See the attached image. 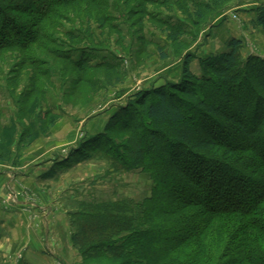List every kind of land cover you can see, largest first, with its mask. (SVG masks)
Returning <instances> with one entry per match:
<instances>
[{
    "label": "trees",
    "instance_id": "16d2710c",
    "mask_svg": "<svg viewBox=\"0 0 264 264\" xmlns=\"http://www.w3.org/2000/svg\"><path fill=\"white\" fill-rule=\"evenodd\" d=\"M109 1L0 0V55L19 51L18 73L25 67L33 72L22 95L11 88L15 78L9 80L8 91L17 102L12 121L21 130L17 136L15 127L7 129L13 134L0 140V163L17 167L23 150L39 135H49L59 120L50 108L43 118L36 114L31 120L35 104H48L45 88L52 83L37 51L66 65L58 72L62 80L66 73L71 76L64 93L70 103L80 96L87 100L100 86L123 79L109 62L91 65L88 56L76 61L62 57L58 45L50 51L53 32L62 21L78 24L76 34L64 33L74 49L83 43L107 48L96 39V26L107 38L116 36L117 47L133 65H143L150 57L153 41L144 35L143 22L150 15L146 7L158 3L117 0L132 7L122 24H127L131 38L136 36L133 51L132 45H124L122 28L114 24L117 19L107 13ZM230 1L175 0L190 25L189 30L184 24L166 26L170 56L182 61L179 80L134 92L101 134L83 141L64 160L78 163L98 157L117 170L140 169L153 183L150 197L140 204L125 200L81 205L71 225L83 264H264V60H242V42L231 38L221 54L201 59V77L190 70L195 58L190 47L202 20L223 11ZM256 13L252 24L264 29V5ZM156 48L162 60L169 58L162 47ZM41 119L46 120L43 126L38 124ZM0 129L5 130L1 124ZM9 149L13 156L7 160Z\"/></svg>",
    "mask_w": 264,
    "mask_h": 264
},
{
    "label": "rangeland",
    "instance_id": "374dc122",
    "mask_svg": "<svg viewBox=\"0 0 264 264\" xmlns=\"http://www.w3.org/2000/svg\"><path fill=\"white\" fill-rule=\"evenodd\" d=\"M155 1L158 5H148L146 7L150 15L144 17L143 32L147 39L153 41V44L163 48V53L169 57L166 62L161 58L159 59L160 53L157 51V45L152 44L148 47L151 57L143 65H133L131 63L132 59L122 53L117 47L116 36L113 35L107 38V34H104L105 31L101 33V30H98L96 26L93 27L94 35L100 34V38L96 39L100 41L99 44L104 43L107 45L106 49H101L100 46L94 49L88 43L78 45L74 49V46L70 45L64 33L72 32L76 34L78 30L77 22L72 24L62 21L59 28L53 32V43L49 46L50 51L53 52L55 45H58L61 47L62 53L60 56L62 57L66 54L76 61L83 56H88L86 58L90 60L91 65L109 62L116 65L118 71L122 73L123 79L121 81L114 85H108L107 88L100 86L99 89L101 90H97L96 93L87 97V100L84 98L85 96H80L76 102L72 101L70 103L66 101L64 93L69 88L71 76L66 73L64 75L65 79L62 80L60 72H58L63 71L62 67H66V65L62 62H56L44 52L37 51L42 57L41 59L47 63L46 67L51 72L52 83L45 88L48 104H42L40 108H37L35 104L31 120H35L34 116L36 114H38V117L43 118L48 108H50L52 115L59 116V119L65 120L60 122L57 120L59 122L58 125L61 123L65 124L63 125L64 129L67 130H69L68 127L71 125L72 127L74 126L76 140L69 143L64 139L58 143L59 147L55 149V152L58 153L54 156L56 158L49 160V162H53V165L46 171L44 177H37L35 183L33 182V175H31V187L28 184L26 185V182H22L19 177L21 176V171L25 170L22 167L28 162V160L24 159V156H26L32 144L23 150L17 167H12L7 163H0V166L4 167L3 171H9V176L14 177L12 182L15 181L17 183L15 189L10 187L11 189L6 193L2 203L6 207L17 206L18 209L14 211L17 217L15 222H17L18 226H22L17 227V236L22 235V238L20 237L18 240L19 242L17 241L18 243H10L8 239L9 237L12 239V237H7L5 232L0 235V241L3 239L1 243L4 245L0 248V264H83L78 249L73 245L72 237L75 230L71 225L74 218H77L81 205L106 204L125 200L140 204L143 200L150 197L153 186L152 180L140 169L128 172L117 170L110 165V162L98 157L78 163L75 162L76 160H64L83 141L91 138V136L86 135L84 124L89 126L95 119L94 124L97 127L98 119H110L120 107L126 104L125 100L133 94V91L144 84L146 78L152 76L164 64H173L175 59H177L170 56L172 52L166 40L168 35L166 26L167 24H184V29L189 30V18L180 9L179 4L175 3V0ZM109 5L107 13L117 19L114 20V24L120 25L122 28L124 45H132V50L134 51L138 47V43L134 41L136 36L131 38L127 24H122L125 23L127 12L132 9L131 5H124L122 2L120 4L117 0H110ZM263 5L264 0H232L226 3L224 10L216 15L210 16V14H207L206 17H209L207 19L205 17L202 20L205 22L201 30L197 32V39L191 45L190 51L198 57L203 56L204 53H206V58L219 55L222 53L220 50L226 48V42L231 38H236L242 42L240 51L242 60L251 56L264 60V29L254 27L252 24V19L256 16L257 9ZM188 10L193 15L194 9L189 7ZM252 13H254V16ZM135 18L137 16H134L133 20ZM152 19L155 22H162L161 25H157L158 23H155ZM131 39L133 40L131 41ZM84 46L88 48L86 49ZM48 59L51 61H48ZM20 62H22V54L19 51H9L2 56L0 55V116H2L0 124L6 130V132L5 130L2 131L3 133L0 132L3 134L0 137L2 141L7 140L8 136L13 134L12 130L7 129L15 127L16 131L14 134L17 136L19 130H21L12 121L16 118L17 102L12 99L8 91V83L9 80H14L13 78H15L17 82L11 88L15 95H22L31 84L30 77L33 72H31L30 67H25L18 73L17 65ZM16 73H18V77H16ZM99 73H96L99 79L108 81L107 76ZM96 83L99 84L98 81ZM119 96L122 98L119 99ZM90 101L92 102L88 104ZM32 104L34 103H30L27 106ZM111 113L113 114L111 115ZM74 115L75 117L73 118ZM78 116L80 117L79 119H77ZM80 120L83 121L79 122ZM27 121L28 119L24 120V123L27 124ZM45 122L46 120L41 119L38 124L43 126ZM62 128H59L61 132ZM51 130L49 135L42 134L37 139L43 137L45 138L44 141H56L53 134L51 135ZM119 141L120 139L118 138L117 142ZM6 154L5 159L7 160L13 156L10 149L6 150ZM3 171L0 170L2 173ZM19 202L22 203L21 206H18ZM31 232L33 233L32 237L39 240L42 245L40 244L41 246L39 247L41 256L32 257V260L29 261L24 256L25 252L27 253V245L20 251L18 247L21 240L23 242L25 239V236L26 238L31 236ZM27 244L29 246L28 240ZM14 245L16 247L12 248ZM16 252L19 253L17 254Z\"/></svg>",
    "mask_w": 264,
    "mask_h": 264
},
{
    "label": "crops",
    "instance_id": "0c3cea01",
    "mask_svg": "<svg viewBox=\"0 0 264 264\" xmlns=\"http://www.w3.org/2000/svg\"><path fill=\"white\" fill-rule=\"evenodd\" d=\"M252 14L254 16V13H252ZM255 14H257V13H255ZM255 17L256 16H254V18L252 17L253 19L252 18L251 19L254 20ZM216 48H218V47L216 46ZM210 49H211V51H213L212 48H210ZM224 50L222 49V50H220V52H223ZM148 51L150 52L149 49H148ZM151 54H153V53L151 52ZM205 54L206 53H204L203 56H199V57L195 55L194 60L190 64L191 72L197 77L202 76L200 61H201V59L206 58ZM159 59H160V56H159ZM166 61H168V60L165 59L164 62H166ZM181 63H182L181 59L177 58V59H175L173 64H171V63L164 64L152 76L146 78L144 80V84L141 87H137V89L135 91H133V93L140 90V89H143V88H150V87L157 88L159 86L164 85L167 81L177 82L179 80ZM120 98H122V97L119 96V99ZM126 101L127 100H125V102ZM91 102L92 101H90L88 104H90ZM112 114L113 113H111V115ZM74 117H75V115L73 116V118ZM109 117H111V116H109ZM79 118L80 117L78 116L77 119H79ZM102 119L101 120L98 119L99 122H98L97 127H95L96 124H94L95 119L91 124H89L90 127L87 126L86 124H84L83 126H85L84 131H85L86 135L93 137V136H96V135L102 133L104 131V128H105L106 123L108 122L109 118L108 119L102 118ZM83 120H85V119H83ZM60 121H65V120L59 119V122ZM82 121L80 120L79 122H82ZM59 122L57 121V123H55L53 129L51 130V135L53 134V136L55 137L54 139H56V141H52V142H50L49 140L44 141L45 138L41 137L32 143L29 151L26 153V156H24V159L28 160V162L27 163L25 162L26 164L22 167L25 170L21 171V176L19 178L22 180V182H26L25 184L26 185L28 184V186H30V187H31L30 184L32 183L31 175H33L32 176L33 182L35 183L36 182L35 179L37 177H40V178L44 177L46 171L51 167V165H53V162H49V160L56 158L54 156L56 155V153H58V152H55V149L59 147L58 143L60 141H63L64 139L69 143H71L73 141L75 142V140H76V138L74 136V128H73L74 126L72 127V125H71L70 127H68L69 130H67V129H64L63 125H65V124L61 123L58 125ZM59 128H62V132L60 131L61 129L59 130ZM63 159H65V158H63ZM5 169H7V168H5ZM0 170L3 171L4 167L0 166ZM12 178H14V177L9 176V171L8 172L3 171V173L0 172V235H2V233H4V232L7 233V237H9V236L12 237V239L9 237L8 241H10V243L13 244V243H16L20 237L22 238V235H20L19 237L17 236V233H18L17 227H22V226H18L17 222H15L17 217H16V214L14 211L18 208L16 205L6 207L2 203V200L4 199L6 193H8L9 190L11 189L10 187H12L14 189L17 187V183L15 181L12 182L13 181ZM34 188H36V187L34 186ZM40 192H41V190H40ZM18 204H19L18 206L22 205V203H20V202ZM19 231H21V230H19ZM36 233H37V231H36ZM46 233H47V231H46ZM32 236H33L32 232H31L30 237L26 238V236H25V239L23 238L24 243L21 240L19 247H18V249L20 251L23 249V247H25L27 245V250H26L27 253L25 252L24 256L29 261L32 260V257L41 256L39 247L42 245V243H40L39 240H37L35 237H32ZM27 240L29 241V246L27 244ZM2 241H3V239L0 241V248H2V246H4L1 243ZM14 247H16V246L14 245L12 248H14ZM29 251H31V253H29ZM15 254H14V256H15ZM3 256H4V254H3ZM22 263H24V261H22Z\"/></svg>",
    "mask_w": 264,
    "mask_h": 264
}]
</instances>
